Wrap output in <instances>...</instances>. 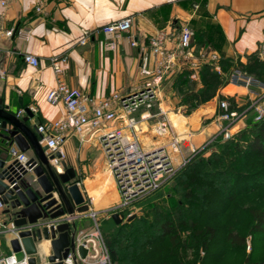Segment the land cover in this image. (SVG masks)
Segmentation results:
<instances>
[{
  "label": "crops",
  "instance_id": "0c3cea01",
  "mask_svg": "<svg viewBox=\"0 0 264 264\" xmlns=\"http://www.w3.org/2000/svg\"><path fill=\"white\" fill-rule=\"evenodd\" d=\"M126 16L133 19L130 35L139 43L148 44L150 36L159 29L177 35L182 25L190 24L193 29L207 33L211 40L208 47L219 57L231 58L235 63L245 64L251 55H259V45L264 42V0H50L42 13L34 11L33 0H9L5 6L0 4L1 66L6 73L0 78V98L4 105L14 113L35 106L37 111L26 121L29 126L64 114L62 103L50 104L46 100L48 90L56 83L49 64L52 55L68 57L63 79L92 96L103 97L115 91L126 94L142 88L145 77L139 69V49L130 45L131 36L124 35L109 48L110 39L102 31H96ZM10 29L12 33L6 35L5 31ZM84 31H93V35L86 44H79L77 40ZM26 53L38 57L37 67L23 60ZM221 91L241 105L263 93L264 86L247 88L229 83ZM218 115L215 97L188 116L179 113L166 116L172 131L183 138L184 152H188L192 147L202 146L218 131L224 123ZM150 118L144 119L140 128L152 121ZM246 119H239L232 133L244 126ZM65 148L66 162L75 169L85 202L101 216L119 198L103 152L95 139L80 144L74 135L68 138ZM26 153L32 155L31 151ZM5 209L1 218L13 219ZM73 222L77 235L93 232L88 212L78 214ZM14 237L12 233L0 235V256L12 252L9 241ZM43 242L48 245V241ZM43 262L45 258L40 263Z\"/></svg>",
  "mask_w": 264,
  "mask_h": 264
},
{
  "label": "built area",
  "instance_id": "2783aa9c",
  "mask_svg": "<svg viewBox=\"0 0 264 264\" xmlns=\"http://www.w3.org/2000/svg\"><path fill=\"white\" fill-rule=\"evenodd\" d=\"M8 1L0 0V4L5 6ZM48 1L50 0H33L34 11L42 13ZM132 24V17L126 16L106 23L96 31H102L110 39L108 47L113 48L115 40L124 35L131 36ZM11 33V29L5 31L6 35ZM192 34L191 28L184 24L180 27L177 35H173L170 30L165 28L157 30L150 36L148 44L139 43L135 37L131 36L130 45L139 49V69L145 80L142 88L130 90L126 94L115 91L107 96L95 97L77 87L70 86L62 77L63 66L67 63L68 57L52 55L49 58L56 83L48 90L46 100L50 104L62 103L65 112L54 120L38 122L35 126L39 134V142L47 146L45 153L57 173L63 171L61 163L66 161L65 143L70 136H76L80 144L95 139L105 156L107 170L116 178L122 197L119 205L121 208L125 209L124 207H126L129 210L131 207H135L133 204L135 201L150 195L157 188L158 181L163 175H172L177 168L184 166L194 155L204 151V147L218 136H221L223 140L230 138L232 127L242 118L245 110L239 112L236 109H230L229 101L222 99L218 101L220 109L218 118L224 123L219 126L218 131L208 141L200 147H192L188 154L183 149V138L172 131L165 114L161 116L162 120L155 129L159 135L170 133V139L165 146L163 145L161 149L144 150L138 140L140 123L144 119L162 114V111L161 113H151L150 111L153 99L158 95L161 80L184 67L192 69L190 78L196 79L197 69L203 63L208 62L214 63L215 69L220 71L218 53L208 49H201L195 53L191 46ZM91 35H93V31H84L77 42L86 44ZM259 56L264 62V42L259 45ZM23 60L33 67L39 65L38 57L33 54H24ZM5 76V70L1 66L0 51V78ZM229 83L247 88L264 86L240 69L233 70ZM250 108L255 113L254 120H259L264 116V93L257 94L251 100L247 109ZM28 109L31 113L37 111L35 106H29ZM23 114H25L24 108L16 112V115L20 117ZM167 147L177 154L179 158L177 162L169 155ZM9 157L26 167L25 162L29 156L17 146H11ZM175 162L177 167L174 166ZM4 207V203L0 200V235L12 233L16 237L19 230L33 227L32 224L16 227L12 219L4 221L1 218ZM132 212L130 211L128 215H132ZM88 214L93 218L97 227V213L90 210ZM77 215L69 217L64 214L57 217L52 225L55 226L56 223L64 221L73 222ZM47 226L49 227L50 224ZM83 241H85L88 254L81 260L82 262L111 264V259L106 251L99 255L97 230L77 235V242ZM28 259L29 256L24 252L19 254L11 252L0 256V264H29ZM68 261L70 262V260Z\"/></svg>",
  "mask_w": 264,
  "mask_h": 264
},
{
  "label": "trees",
  "instance_id": "16d2710c",
  "mask_svg": "<svg viewBox=\"0 0 264 264\" xmlns=\"http://www.w3.org/2000/svg\"><path fill=\"white\" fill-rule=\"evenodd\" d=\"M190 28L193 31L191 46L195 53L201 49L211 50L208 47L211 40L206 35L207 33L193 29L191 26ZM218 65L220 71L215 69L214 63H203L197 69L196 79L190 78L192 69L188 67L174 71L165 77L164 90L170 97L173 92H179L182 101L180 106L185 107L186 115H189L200 103L215 97L219 101L229 100L230 109L240 112L244 106L237 107L234 98L223 94L221 90L229 84L230 75L234 69H240L264 85V62L258 54H253L245 64L235 63L228 57H219ZM218 112H220L219 108ZM216 147H220L221 151L214 149ZM206 149L209 151L206 152ZM252 149L258 151V153L256 152L257 156L264 157V116L259 120H254L252 116H249L245 126L233 132L230 138L223 140L221 136H218L204 147V151L194 155L180 171L178 176L180 187L168 191L166 197H162L160 201L149 197L150 199L141 204L142 214L136 215L126 222L116 223L114 220H110L111 226L115 229L113 233L109 234V245L113 251L114 263L196 264L199 262L197 264H201L202 257L191 261L185 252L193 246V249L204 250L207 253L213 246L216 234L213 225L198 226L195 229L198 224L196 216L199 210L204 207L203 188L210 183L217 184V192L220 193L221 198L216 197L214 202L216 206L221 205L219 211L222 212L236 204L244 194L257 190V182L248 189L235 187L239 184H235L236 181H240V179H249L254 176L260 180V173L264 174V168L251 172L252 163L247 169H244L246 167L241 170L237 169L240 166L237 163L238 159L244 155L248 156ZM204 154H208V157L203 156ZM244 163L246 164V162ZM159 195L161 194L157 196ZM248 205L243 208L246 209L252 220L251 230L254 232L264 231V206ZM177 213L180 214L177 216L178 222L175 219ZM217 216L218 214H215L213 218H217ZM177 223L180 227L191 231L188 240L182 241L183 243H180L179 240L177 242L179 239ZM198 235H203V240L194 238ZM226 240L231 245L244 246L245 234L229 228Z\"/></svg>",
  "mask_w": 264,
  "mask_h": 264
},
{
  "label": "water",
  "instance_id": "95a60500",
  "mask_svg": "<svg viewBox=\"0 0 264 264\" xmlns=\"http://www.w3.org/2000/svg\"><path fill=\"white\" fill-rule=\"evenodd\" d=\"M24 110L26 116H17L0 98V200L16 227L33 226L19 230L9 241L11 251L24 252L29 256V264H82L88 249L85 241L77 242L75 223L64 221L52 225L59 216L73 217L89 209L75 169L62 161L63 171H55L45 153L47 146L39 142L36 126L26 124L31 111L28 107ZM13 145L32 152L25 162L26 167L10 159L9 150ZM111 218L116 223L123 221V215L118 212L112 213ZM43 241H48L46 255L39 249ZM43 258L46 262L40 263Z\"/></svg>",
  "mask_w": 264,
  "mask_h": 264
},
{
  "label": "rangeland",
  "instance_id": "374dc122",
  "mask_svg": "<svg viewBox=\"0 0 264 264\" xmlns=\"http://www.w3.org/2000/svg\"><path fill=\"white\" fill-rule=\"evenodd\" d=\"M165 79L166 78L160 81L158 92H157L158 95L156 96L155 99H153V104L150 109L151 113H161L162 111V114L151 117L150 119L152 121L143 123L142 125L143 129L140 128V132H138V140L144 150H151L153 148H159V147H162L163 145L165 146L168 140L170 139V133L166 135L165 134L159 135L155 131L156 127L159 125L160 120H162L161 116L163 114L167 115L169 113L170 114L179 113L184 116H188L185 114L187 112L185 107L180 106L182 101H181V96L179 92H176V91L173 92L172 97H170L168 93L164 90L165 86H163V82L165 81ZM159 90L161 92H159ZM260 94H262V92ZM207 102L200 103L196 109L191 111V113L198 110V108H200L201 106H204ZM249 104H250V101L244 102L241 105L237 106V107L244 106L243 110H241V111L245 110L244 111L245 113L242 116V118L244 119L245 117L246 118H248L249 116L254 117L255 115L254 111L251 110V108L247 109ZM152 123L155 124V126L154 125L151 126ZM169 125L171 124L169 123ZM211 137H209L208 139H210ZM208 139L206 141H208ZM185 146L186 145H184V147ZM214 149L221 151L220 147H216ZM167 151L169 155L177 162V160L179 159L177 157V154L173 153L171 149L168 147H167ZM206 151H209V149H207ZM189 152L190 150L188 152L185 151L186 154H188ZM256 152L258 153L257 150L252 149L248 153V156H245L243 154L245 157L243 156L244 158L241 157L238 159L237 163H239L240 166H238L237 169L241 170L244 167H246L244 169H247V167L251 163H252V167L250 168L251 172L258 171L261 168L263 169L264 168V157L257 156ZM203 156L208 157V154H204ZM176 162L174 163L175 167H177ZM244 162H246V164ZM80 166L78 165L77 167L80 168ZM105 166L107 168L106 164ZM105 166H103L102 168L103 170ZM182 168L183 166L177 168V170L172 175H163V177L158 181L159 184L157 188L150 195H147L135 201V203H133L135 207H131L129 210H127L126 207H124L125 209L120 207L119 204L122 200V197L119 191V187H118L115 176L110 175L114 179L116 187H117L118 196H119L118 201L114 206H112L107 211H105V213L102 214L101 216L96 215V222H97L98 229H96L97 227L94 223V220L90 216L91 220L93 221V225L91 227L92 231L97 230L98 232V238H99L98 242L99 243H97V247H99V255L105 253L106 251L111 259V264H115L112 259L113 251L109 245V239H110L109 234L115 231V229H113V227L111 226V222H110V220H113L111 218V214L114 212H118L122 214L124 222H126L125 219L129 217L128 213L130 211H133L132 212L133 217L136 215L142 214L141 204L146 202L147 199H150L149 197L151 198L153 197L155 198L156 201H160L162 197H166L168 191H171V190L173 191V189H177L180 187V184L178 183V176ZM108 172H107V175H109ZM260 176H261L260 180H257V178L253 176V177H249V179H240V181H236L235 184L237 183L239 184H237V186L235 187H238V188L240 187V189L242 188L248 189L250 186L254 185V183L257 182L256 185L258 189L255 190L253 193L244 194L237 200L236 204L231 206L228 210L226 211L224 210L223 212L219 211L221 208V205L216 206L214 202V200L217 199L216 197L221 198L220 193L217 192V184L210 183L209 185L204 186L203 188L204 197L202 198L204 207H202L199 210V213L196 216L198 224L197 226H195L196 227L195 229H197L198 226L202 227L205 225H213V227L216 230V234L214 237L213 246L210 248V250L207 253H205L204 250L198 251L196 249H193V246L190 249L188 248L185 254L189 260L192 261L195 259H199V257H202L201 264H264V231L254 232L251 230V227L253 225L252 220L248 212H246V209L243 208V207H247L246 205L248 204L257 205L260 207L264 206V174L261 175L260 173ZM158 194H161V195L157 196ZM210 201H213V202H210ZM215 214H218L217 218H213V215ZM179 215H180L179 213L175 214L176 222H178L177 216ZM176 225L178 228L177 233L179 234V239H177V242L178 240L180 243H183L182 241H187L189 233L191 231L183 228L182 226L180 227L178 223ZM229 228H233V230L236 229L238 232L245 234V245L244 246H240V247L234 246V245H231L226 240V233ZM194 238L203 240V235H198L197 237H194ZM197 263L199 262H196V264ZM82 264H94V263L82 262Z\"/></svg>",
  "mask_w": 264,
  "mask_h": 264
},
{
  "label": "bare ground",
  "instance_id": "6f19581e",
  "mask_svg": "<svg viewBox=\"0 0 264 264\" xmlns=\"http://www.w3.org/2000/svg\"><path fill=\"white\" fill-rule=\"evenodd\" d=\"M59 169H60V167H59ZM45 243L46 242L41 243L40 246H39V249L41 250V252L47 253L49 246L48 245H45Z\"/></svg>",
  "mask_w": 264,
  "mask_h": 264
}]
</instances>
